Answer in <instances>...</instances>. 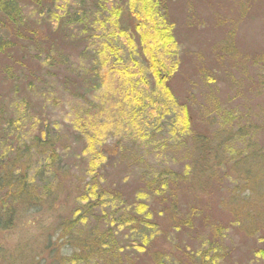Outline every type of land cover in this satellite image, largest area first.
<instances>
[{"label": "rangeland", "instance_id": "rangeland-1", "mask_svg": "<svg viewBox=\"0 0 264 264\" xmlns=\"http://www.w3.org/2000/svg\"><path fill=\"white\" fill-rule=\"evenodd\" d=\"M12 1L18 11L25 5L24 28L21 21L7 23L9 35L0 31L1 39L38 29L41 37L32 42L48 35L61 45L31 80L16 62L27 43L14 46L12 61V52L0 53V177L12 194L0 190V264H56V253L73 251L60 240V221L69 220L85 188L126 197L164 169L186 177L176 185L175 213L167 209L157 218L162 234L137 263L159 252L166 261L182 260L201 238L205 248L213 236L222 243L221 264H264V223L251 205L264 196V174L260 167V177L253 174L248 184L241 162L252 154L257 160L264 148V0H163L165 9L157 8L172 26L173 41L158 50L165 60L159 64L169 66L156 70L160 82L147 66L154 43L131 34L129 7L140 11L134 0H58L66 16L73 10L88 16L85 37L31 15L36 4L49 8L52 0ZM6 69L16 77L9 79ZM183 106L193 137L179 141L168 132L171 121L185 127ZM44 128L45 145L38 136ZM196 137L204 138L206 162L194 151ZM31 194L35 199H27ZM179 218L191 226L176 227ZM79 224L72 234L94 226ZM215 227H221L218 235Z\"/></svg>", "mask_w": 264, "mask_h": 264}, {"label": "trees", "instance_id": "trees-1", "mask_svg": "<svg viewBox=\"0 0 264 264\" xmlns=\"http://www.w3.org/2000/svg\"><path fill=\"white\" fill-rule=\"evenodd\" d=\"M162 1L163 0H134L133 8L135 9L138 7L140 11H133L129 7V17L131 19L130 28L132 30L131 34L137 35L138 41L141 38L140 42L142 41L143 36H148L156 47L155 50L151 52L148 51L147 60V62L149 61L147 66H149V70L151 73H153V77L156 82L162 81L159 80L156 70L159 68L168 70L169 68L167 64H165L166 68L159 64V61L162 63L165 60L158 56V50L165 44H169L173 41L172 26L170 23H167L165 16L166 14L162 12L161 15L157 8L160 7L159 9H165V5H163ZM57 3L58 0H52V4L49 8L38 3L33 8L31 15L37 18L40 17L43 23L46 21L44 23L45 25H47L48 21H51L57 26L58 31L65 30V32L71 37H85L87 32L84 28L88 22V16L83 14V12L81 14H77L74 10L71 13H67L66 16L65 12L61 11L63 9H57ZM31 5L32 3L28 4L27 7ZM24 7V4H22V7H19V14L17 5L14 1L0 0V31H5L6 35L8 36L9 28L6 25L9 26V24L7 23H12L13 21L24 22V14L22 15ZM52 10L53 13L51 12ZM24 24L25 22L22 24L23 28ZM2 25H4L6 28L1 29ZM76 27L78 31L73 30ZM148 31H151V35L148 33ZM50 32L47 31L48 34ZM28 33L29 35L25 33L20 34L18 31L15 33V39L13 40V37L8 38L7 40L6 38H0V53L7 54L10 52L11 54L12 52V54L9 56L11 57L12 61L14 46L20 41L25 44L27 43V46L25 45V47H20L22 52L25 54V58H23L24 54L22 53L23 55L19 56L16 62L18 65H20L18 66L19 68L21 66L26 67L24 75L26 74L28 80H31V78L41 75L40 70L45 68V66L47 67V65L50 64L49 62H52L51 60L55 58L54 55L57 54L56 49L58 50V47L60 48L61 43H55V38L49 39L47 34V37L45 36L38 41L36 39V41L32 42L35 37H41L42 32L37 29L35 31L30 30ZM62 33L64 34V32ZM138 46L140 47V43H138ZM141 51L146 57V51L144 49H141ZM41 55L44 57V59L42 64L39 66V64L36 63L39 62ZM28 62H33L36 64V67L29 65ZM9 70L10 69H6L7 74L5 75L8 76L9 79H14L16 76H13V74L10 75L12 71ZM30 85V83H27L28 89L31 91L32 87ZM136 91L137 90L135 88L134 94L129 96L130 98L128 97L129 100L133 98L132 101H136ZM138 105L139 104L137 103L136 106ZM181 111V118L185 122V127L183 125V129H181V127H177L175 125L174 121H171L170 127L173 128V130L169 131L168 133L171 136L177 135V139H179V141H184L186 138L190 139L193 137L191 136V133L193 134V132L190 128L191 122L188 107L183 106ZM42 130L38 136L40 139H43L41 142L43 141L45 145V142L49 140V133L47 128ZM194 143V151H200V161L202 158L201 162H206L207 159L204 155L207 153V150L205 151V148L201 149L202 146L200 144L202 143V145L206 147L204 138H201L200 141L196 137ZM34 146L36 145L34 144ZM160 147L161 144H158V148L154 146V148L157 150H161ZM44 148H47V146ZM34 150L36 153L37 150ZM45 150L42 153H44ZM40 152L41 150L39 153ZM254 155L252 154L251 156L245 158V160H241V162L247 166L246 172L249 173V175H247L249 182L248 184L252 182L256 175L258 178L260 177V171H262L261 176L264 174V148L262 151H260L259 148V157L256 155L258 157L257 160H255ZM52 156L51 149L49 150L48 154L50 162L53 158ZM123 159L124 158L120 157L121 161H123ZM252 167H257L256 173L251 171ZM260 167L261 170L259 171ZM189 173L190 172L188 171L187 174ZM185 174L186 172H174L166 169L163 171H158L153 174V176L143 180L142 190L137 191L134 194H129L126 197L125 194L119 190L109 191L107 189L100 188L99 191H97L96 186H88L85 188V197L80 194L79 200H77V204L73 209V213L69 220L68 218H65L60 221L61 225L59 228L60 234L62 236L60 237V240L64 239V244L68 245L69 248L72 247L73 251L69 255L56 253V264H139L137 263L136 259L139 258V260H141L140 257L146 253L152 243L156 240V237L162 234V230L157 218L161 216L162 213H165L167 209L168 212L172 210V213H175L176 210L174 206H176L177 194L176 185L185 179ZM253 174H255V176H253ZM3 178L5 179V176L0 177V182L2 183H0V190H3V188H8L6 187L7 183H3ZM17 181H19L22 186H27L26 182H24L22 178L18 179ZM7 190L8 189L4 190L5 192L3 191L4 194H7L8 197H11L12 194L8 193ZM249 191L250 194H253L252 190ZM27 199L31 200L35 198L31 194L27 196ZM11 202L13 203V201ZM253 202L255 205L252 203L251 205H253L255 208H259L256 210L255 215H257V219L259 220L260 224L263 225L264 215H262V211L264 210V196L256 197ZM245 203L247 202H244V204ZM251 205L245 206L249 208ZM192 214L193 213L191 212V215ZM254 219V221H257L255 217ZM88 220L94 225L91 230H86L87 232L85 235L72 234V230H75L76 226L80 225V222L84 224ZM187 220L191 219L189 218ZM187 220L186 218H179L176 227L184 224L186 227H190L191 224H187ZM220 229L221 227H215L213 234L218 235ZM201 239V242H199V245L196 247L198 250H189L182 260L177 261L173 259L174 261H166V255L159 252L157 256H155V253L152 254L150 261L146 262V264H221L223 257V250H221L222 243L220 245V242L217 241L216 238L210 236L209 242H206V247L203 248V242H205V239Z\"/></svg>", "mask_w": 264, "mask_h": 264}]
</instances>
